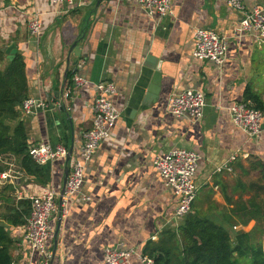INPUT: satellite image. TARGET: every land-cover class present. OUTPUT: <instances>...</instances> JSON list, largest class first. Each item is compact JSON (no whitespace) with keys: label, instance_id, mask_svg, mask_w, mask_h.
I'll return each instance as SVG.
<instances>
[{"label":"crops","instance_id":"obj_1","mask_svg":"<svg viewBox=\"0 0 264 264\" xmlns=\"http://www.w3.org/2000/svg\"><path fill=\"white\" fill-rule=\"evenodd\" d=\"M245 4L264 11V0ZM34 14L41 22L39 40L28 27ZM240 20L241 13L227 0H173L167 16L148 14L137 0H83L80 5L0 0V50L11 59L6 50L16 44L15 56L26 62L29 97L44 103L30 113L21 111L31 145L62 143L78 156L95 117V84L109 79L117 87L111 100L120 117L87 163L83 186L67 216L51 217L49 264H101L109 246L132 249L128 264H143L145 244L183 221L174 218L177 192L154 166L157 155L174 147L200 154L191 212L224 225L232 235L253 229L256 220L244 224L233 208L240 197L237 181L260 180L259 170L243 174L239 165L264 162V119L262 131L250 137L234 123L228 107L244 100L248 85L264 102V41L254 33L240 35ZM203 27L228 37L223 65L193 55L196 31ZM73 43L80 56L71 50ZM148 56L159 63L161 91L156 101L143 104L146 88L139 97L137 86L147 70L153 73L145 65ZM75 72L86 79L79 87L72 83ZM70 85L71 94L65 97ZM187 89L205 93L202 118L169 111V97ZM236 152L232 170H217ZM20 166L15 157V169L3 182L14 188L13 197L29 198L49 186L63 191L67 157L43 165L46 182ZM249 197L243 195L244 200ZM10 232L13 264H44L43 254L24 239L25 226H11Z\"/></svg>","mask_w":264,"mask_h":264},{"label":"built area","instance_id":"obj_2","mask_svg":"<svg viewBox=\"0 0 264 264\" xmlns=\"http://www.w3.org/2000/svg\"><path fill=\"white\" fill-rule=\"evenodd\" d=\"M70 5H80L83 0H54ZM142 8L150 15L158 14L167 16L172 13L173 0H137ZM228 4L241 13L239 25L240 35L254 33L259 42L264 41V11L258 6L247 8L245 0H227ZM30 34L36 40L41 35V22L37 14L28 21ZM196 42L193 55L201 60H211L223 65L227 59L229 42L228 37L222 35L210 27L199 28L195 34ZM86 79L78 72L72 77L75 87L81 86ZM97 96L94 103L95 117L91 128L84 133V142L80 154L72 156L69 163V173L62 192L53 187L45 189L39 194L29 197L31 199V212L27 218L24 239L31 249L43 254L44 264H49L53 252L47 248V240L51 234V217L56 213L61 217L67 216L73 203V197L81 190L85 168L93 157L103 140L110 136L111 128L121 115V111L113 104L111 98L117 93L116 84L109 79H104L95 84ZM71 85L65 91V97L70 96ZM206 95L196 89H187L180 93H174L169 97V111L176 116L189 115L194 118H202L206 107ZM43 106L42 100L28 97L22 106L24 113L34 111L35 107ZM230 115L234 123L242 128L250 137L257 136L262 131L264 113L249 105L246 101H236L229 107ZM30 155L33 160L45 165L62 157H67L69 148L62 144L41 142L30 147ZM238 156L234 153L229 160L219 166L232 170L230 164ZM1 159V157H0ZM200 154L185 147H174L163 155H157L154 166L164 179L166 185L172 187L178 194V205L175 210V219H184L192 211V206L197 194L195 174L199 165ZM9 169L1 174L0 182L3 183L7 176L15 169V156L11 155L6 160ZM90 199V197H86ZM236 228V227H235ZM132 249L119 247H107L101 264H128ZM143 264H156L155 259L148 255H141Z\"/></svg>","mask_w":264,"mask_h":264},{"label":"trees","instance_id":"obj_3","mask_svg":"<svg viewBox=\"0 0 264 264\" xmlns=\"http://www.w3.org/2000/svg\"><path fill=\"white\" fill-rule=\"evenodd\" d=\"M0 178L9 169L6 159L13 155L19 159L20 169L46 182L43 165L30 155L28 136L20 119L24 101L29 97L26 62L22 55L13 59L4 57L0 50ZM244 100L252 107L264 111L261 96L248 85ZM243 174L259 170L258 182L237 181L235 192L239 200L233 211L244 224L256 220L252 230L231 234L227 227L206 216L189 213L177 227L164 229L158 240H149L143 254L155 259L156 264H264V162L252 160L249 166L239 165ZM0 182V264H13L11 248L14 238L11 226H24L31 212V199H17L11 195L14 188ZM244 194H250L246 200Z\"/></svg>","mask_w":264,"mask_h":264},{"label":"water","instance_id":"obj_4","mask_svg":"<svg viewBox=\"0 0 264 264\" xmlns=\"http://www.w3.org/2000/svg\"><path fill=\"white\" fill-rule=\"evenodd\" d=\"M78 45L76 43H73L71 46V50L74 51V53L77 56H80L81 54L77 52ZM7 53L9 57L12 59L15 56V53L17 52L16 44L13 43L7 48ZM77 63V62H76ZM145 65L153 70V73L151 71H146L145 75H143L140 79V82L137 86V91L139 94V97H141L142 93L144 94V89L146 88V92L144 94L142 103L143 104H150L153 101H156L159 97L160 91H161V71L159 67V63L155 62L151 58V56L147 57V60L145 62ZM152 73V74H151ZM73 154V148L69 149L68 155H67V162L70 163L72 159ZM69 173V169L67 171V176ZM67 179V178H66Z\"/></svg>","mask_w":264,"mask_h":264},{"label":"rangeland","instance_id":"obj_5","mask_svg":"<svg viewBox=\"0 0 264 264\" xmlns=\"http://www.w3.org/2000/svg\"><path fill=\"white\" fill-rule=\"evenodd\" d=\"M240 262H241V264H248V263H250L248 259H244V258H242L240 260Z\"/></svg>","mask_w":264,"mask_h":264}]
</instances>
